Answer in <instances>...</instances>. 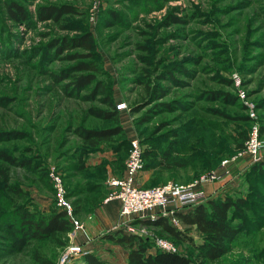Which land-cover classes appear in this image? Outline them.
<instances>
[{"label":"rangeland","instance_id":"obj_1","mask_svg":"<svg viewBox=\"0 0 264 264\" xmlns=\"http://www.w3.org/2000/svg\"><path fill=\"white\" fill-rule=\"evenodd\" d=\"M8 2L28 20H12ZM46 5L74 11L38 21L36 9ZM86 32L96 79L77 90L72 76H61L75 63L63 57L69 50L57 55L51 43ZM109 102L126 104L117 119L93 114L112 111ZM255 126L262 159L264 0H0V264H87V255L126 264V247L106 238L117 231L147 240L152 251L164 241L195 258L202 241L195 227L171 223L190 239L175 242L154 225L117 226L119 210L113 219L104 213L110 177L123 173L132 138L143 149L141 185L202 187L200 177L218 171L236 188L209 199H248L242 221L233 218L238 238L206 264H264V176L249 172L257 162L246 152ZM117 128L95 145L81 136ZM51 173L85 233L71 224L69 232L13 248L19 207L61 210Z\"/></svg>","mask_w":264,"mask_h":264},{"label":"trees","instance_id":"obj_2","mask_svg":"<svg viewBox=\"0 0 264 264\" xmlns=\"http://www.w3.org/2000/svg\"><path fill=\"white\" fill-rule=\"evenodd\" d=\"M7 10L10 18L15 22H25L28 20L27 13L21 6L15 3L8 2ZM73 11L68 6H40L36 9V18L38 21L52 20L58 22L64 14L72 13ZM51 48L57 55H60L65 50H69L63 57L67 60L75 61V63L66 73H62L61 76L63 78L72 76V85L75 89H84L95 81L97 69L93 61H89L95 48L91 33L86 32L76 37L54 40L51 43ZM75 48H80L86 52H71ZM73 72H79L80 74L73 75ZM161 94L158 93V96ZM107 104L113 106L111 102ZM115 106L116 104L113 106L114 109L112 111L96 109L92 110V112L100 118L117 119L118 109ZM121 130L119 128L115 130H85L81 136L86 142L95 145V143L107 140L114 134H118ZM249 172L253 176H264V160L255 163ZM12 189L13 191H17L16 188ZM246 199L243 197H237L236 199L230 197L209 199L204 203L192 207V209L190 208L187 211L175 214L179 225L195 227L202 238L201 243L195 247V258H191L176 250L168 251L156 247L152 251V246L147 240L135 234L122 231L107 234L106 238L126 247V264L212 263L224 256L228 252V246L238 238L241 228L233 222V218H239V220L244 218L243 212ZM250 213L253 217L251 210ZM14 215L19 221L13 230L12 246L19 250L32 241L52 238L58 233H66L71 230V222L63 210L53 209L47 213H37L32 212L26 207H19V210L15 211ZM143 224L154 225L160 228L161 232L166 233L175 242L190 240L189 237L184 235L183 230L171 224L167 217L161 216L154 220H144ZM85 260L87 264H101L89 255L85 256Z\"/></svg>","mask_w":264,"mask_h":264},{"label":"built area","instance_id":"obj_3","mask_svg":"<svg viewBox=\"0 0 264 264\" xmlns=\"http://www.w3.org/2000/svg\"><path fill=\"white\" fill-rule=\"evenodd\" d=\"M116 108L123 110L126 108L125 103H117ZM247 150L253 159L258 162L260 157L258 155L260 148V141L258 135V128L253 127L251 133L246 141ZM129 152L125 160L124 171L121 176L112 177L109 180V186L112 192L106 198L109 200L115 198L119 202V216L122 218L117 226H128V230L132 232L131 222L136 224H143L146 219H155L158 217H167L171 223L179 225L175 214L187 211L188 209L204 203L213 194L207 193L204 188L197 186L196 183L178 184L174 182H167L158 185H141L139 182V175L143 169V149L137 138L129 139ZM228 160L223 161V165ZM226 173L214 171L206 173L200 177L198 182L200 184H207L212 182H222ZM54 188L56 189V201L59 208L66 212L67 218L80 232L85 233L84 227L80 224L72 213L70 203L64 196L62 183L58 177L51 173ZM164 241H159L157 247L163 250L175 251ZM71 251H78L79 247H70Z\"/></svg>","mask_w":264,"mask_h":264},{"label":"crops","instance_id":"obj_4","mask_svg":"<svg viewBox=\"0 0 264 264\" xmlns=\"http://www.w3.org/2000/svg\"><path fill=\"white\" fill-rule=\"evenodd\" d=\"M264 160V157H262V159L260 158V161ZM114 177V176H112ZM110 177V178H112ZM225 183V182H224ZM223 182H219V183H207L204 186H202V188H204V190L209 193V194H213L212 196H215L217 193H221L223 190L228 189V188H236L235 184H232V181L229 183H225ZM106 188H110L107 187ZM104 213L111 219L115 218V216L118 213L119 210V202L117 199L115 198H111L109 200L105 201V205L102 207ZM177 226V225H176Z\"/></svg>","mask_w":264,"mask_h":264}]
</instances>
